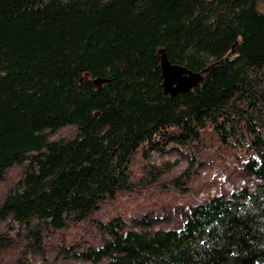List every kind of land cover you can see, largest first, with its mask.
Instances as JSON below:
<instances>
[{
  "label": "trees",
  "instance_id": "trees-1",
  "mask_svg": "<svg viewBox=\"0 0 264 264\" xmlns=\"http://www.w3.org/2000/svg\"><path fill=\"white\" fill-rule=\"evenodd\" d=\"M159 48L199 84L165 93ZM66 126L73 136L50 139ZM176 144L193 166L241 148L254 189L186 204L173 227L113 213L95 220L101 240L65 251L89 264H264V0H0V181L22 169L1 220L34 236L86 221L154 181L145 164L135 180L136 159ZM195 144L213 149L197 158Z\"/></svg>",
  "mask_w": 264,
  "mask_h": 264
},
{
  "label": "rangeland",
  "instance_id": "rangeland-1",
  "mask_svg": "<svg viewBox=\"0 0 264 264\" xmlns=\"http://www.w3.org/2000/svg\"><path fill=\"white\" fill-rule=\"evenodd\" d=\"M74 134L75 128L66 126L57 130L50 139ZM181 147L176 144L175 148L164 153L151 150L143 161L136 159L132 166L135 180L138 175L144 174L141 166L145 164L153 166L152 171L157 173L154 181L140 184L135 192L117 193L114 198L100 203L96 213L86 221L69 222L61 230L38 227L34 236L11 219H0V264H89L73 257L72 251H65L64 248L68 241L84 246L101 240L102 236L94 227L95 220H105L113 213L130 218L153 211L157 218L167 217L166 220H155L153 229L173 227L182 221L181 212L186 204L192 205L218 194L228 196L234 189L242 187L249 191L254 189L256 179L238 167L240 160L237 156L244 154L241 148H225L224 159L218 157L193 166L194 161L188 156L191 150L183 152L179 149ZM193 149V155L199 158L212 151L213 147L197 144ZM158 168L161 170L159 173ZM21 170L20 166H13L5 171L0 181V198L21 175ZM186 176L191 178L185 180ZM132 229L141 230L138 226Z\"/></svg>",
  "mask_w": 264,
  "mask_h": 264
},
{
  "label": "water",
  "instance_id": "water-1",
  "mask_svg": "<svg viewBox=\"0 0 264 264\" xmlns=\"http://www.w3.org/2000/svg\"><path fill=\"white\" fill-rule=\"evenodd\" d=\"M161 75L163 78L162 86L165 93L175 95L180 92H185L199 84L202 73L194 72L185 66L172 64L163 48L158 49ZM95 79L93 83H98Z\"/></svg>",
  "mask_w": 264,
  "mask_h": 264
}]
</instances>
